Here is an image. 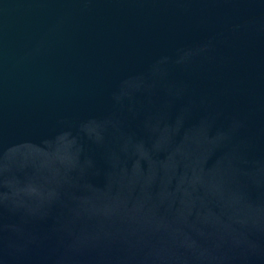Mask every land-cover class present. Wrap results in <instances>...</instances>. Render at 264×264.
<instances>
[{"label":"water","instance_id":"95a60500","mask_svg":"<svg viewBox=\"0 0 264 264\" xmlns=\"http://www.w3.org/2000/svg\"><path fill=\"white\" fill-rule=\"evenodd\" d=\"M0 264H264V0H0Z\"/></svg>","mask_w":264,"mask_h":264}]
</instances>
